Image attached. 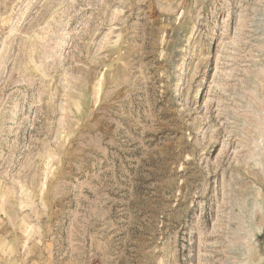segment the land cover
<instances>
[{"label":"rangeland","instance_id":"rangeland-1","mask_svg":"<svg viewBox=\"0 0 264 264\" xmlns=\"http://www.w3.org/2000/svg\"><path fill=\"white\" fill-rule=\"evenodd\" d=\"M263 257L264 0H0V264Z\"/></svg>","mask_w":264,"mask_h":264},{"label":"water","instance_id":"water-1","mask_svg":"<svg viewBox=\"0 0 264 264\" xmlns=\"http://www.w3.org/2000/svg\"><path fill=\"white\" fill-rule=\"evenodd\" d=\"M252 264V263H251ZM253 264H264V261H261V262H256V263H253Z\"/></svg>","mask_w":264,"mask_h":264},{"label":"bare ground","instance_id":"bare-ground-1","mask_svg":"<svg viewBox=\"0 0 264 264\" xmlns=\"http://www.w3.org/2000/svg\"><path fill=\"white\" fill-rule=\"evenodd\" d=\"M253 252V251H252ZM251 255V254H250ZM264 261V257L259 260V262ZM253 264V263H252Z\"/></svg>","mask_w":264,"mask_h":264}]
</instances>
